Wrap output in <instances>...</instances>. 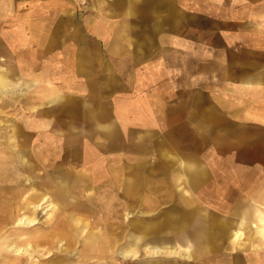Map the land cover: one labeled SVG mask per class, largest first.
I'll list each match as a JSON object with an SVG mask.
<instances>
[{"label":"crops","instance_id":"obj_1","mask_svg":"<svg viewBox=\"0 0 264 264\" xmlns=\"http://www.w3.org/2000/svg\"><path fill=\"white\" fill-rule=\"evenodd\" d=\"M85 2L89 3L90 0H9L10 6L14 5V14L27 13L21 7L28 5V9L34 12L31 14L32 20L57 23L41 24V27L36 29L33 27L27 34V44L19 45L18 49H15V45H9L8 50L76 54L77 56L69 62V69L73 71L69 78L73 79L76 76L77 83L71 90L78 93L90 90V80L84 68L88 63L85 54L94 51L90 48L91 37L101 36L99 33H91L89 13L68 9V6H83ZM95 2L97 5L112 6L110 9L113 11L122 4L128 6V14H125L124 21L172 22L163 23L159 28L142 33L131 29L129 34L122 33V24L119 26L114 24V46L121 48L118 49L120 53L128 52L130 68L129 76L128 67L124 73L121 68L117 72L116 67L113 72L114 124L119 129L125 126L130 132L135 130L138 132L141 142L137 144V155L141 158L149 154V151L145 150L150 147L147 145L149 141H143L142 138L147 139L159 133L169 132L171 125L182 127L176 129L177 132L211 134L209 144L205 145L209 150L208 161L201 157L187 159L184 147L180 150V146L176 148L168 142L158 143L159 150L155 153V161L161 162L162 165L157 173L160 176L156 174V178L164 181L185 180L186 174L193 173L195 180L209 181L208 195L194 190V197L200 204L193 211L220 214L222 223L219 229L218 221L214 222L211 215L210 242L212 243L214 239L217 241L218 236H221L226 246V264H264V0H95ZM142 3L147 6V13L144 16L137 13L138 6ZM112 14L115 21L116 18L122 20L120 14L118 17L116 12ZM187 21L194 22L192 29L185 28ZM202 21H209V24L203 27ZM105 26L102 25V28L98 29L105 31L107 30L104 29ZM123 36L130 37L126 38L125 45ZM95 45L97 51L100 45ZM123 46L126 48L122 50ZM170 54H176L177 63L171 60ZM18 83L10 84L5 73L0 71V93H12V87ZM100 107L96 115L101 114ZM13 132L19 134L15 147L18 150L17 163L23 169L16 178L18 181H27L28 184L24 183V187L16 194L8 185L1 187L3 198L1 212L12 214L10 206L16 201H12L11 198L15 196L19 197L18 206L35 204L38 197L36 190L41 191L43 197L51 194L58 200V196H63L61 202L74 212L71 194L74 189H81L84 176L71 173L72 171L63 164L58 165L50 173L43 170L33 159H40L42 152L28 154L27 138L22 136L23 130L15 127ZM73 150L72 147L70 154L74 153ZM93 163L97 164L98 159ZM190 165L193 169L189 168ZM37 166L42 169L40 173H35ZM3 167L4 181L1 184H8L12 179L9 174V163L4 161ZM175 174L177 176H174ZM32 177L33 179H30ZM231 181H241L242 184L236 187V190L227 184ZM44 182H48L50 187L48 184L44 185ZM51 187L54 188L50 190ZM44 188L45 190L49 188L50 193H45ZM98 197L83 196L82 201L89 207L81 211L85 212L86 216L91 215V220H98L101 223L104 208L101 198ZM112 205L109 210V216L114 217L115 221L114 228L109 227L112 233L107 232L108 227L105 228L104 225L102 227L104 231H89L90 228L88 229L83 222L80 229L71 222L73 213L66 212L64 218L57 224L46 227L41 239L27 237L18 231L17 242L24 247L29 244L34 248L42 245L48 250V246L54 245L56 239L60 240L61 244L46 255L49 259H59L61 263V260H65L67 264L99 261L106 257L102 256L100 251L98 254L90 255L86 250L81 256L85 257L79 259L80 263L77 262L79 255L75 260L69 253L75 244H81V254L90 245L88 243H91V240H98L99 237L104 241L114 238L116 246L121 242L115 233L119 228L116 222L119 214L115 204ZM97 212L101 215L98 216ZM150 226L148 223L128 225L129 257L135 256L139 250L186 257L193 254L192 250L180 244L184 238V231L179 229V221L173 226L176 232L169 237L159 236L155 239ZM55 227L59 228L58 231L54 230ZM95 227L91 221V228ZM197 242L196 240L194 244L195 250L196 246L200 245ZM65 245L69 247L68 250L58 251V248ZM34 251L28 250V254ZM118 259L119 256L115 264H118ZM144 260L146 264H167L165 260L152 261L145 257Z\"/></svg>","mask_w":264,"mask_h":264},{"label":"rangeland","instance_id":"obj_2","mask_svg":"<svg viewBox=\"0 0 264 264\" xmlns=\"http://www.w3.org/2000/svg\"><path fill=\"white\" fill-rule=\"evenodd\" d=\"M83 6H68V9L89 13L91 33H99L101 36L91 37L90 48L94 51L85 54L88 63L84 68L90 80V90L78 93L71 90L77 83L76 76L73 79L69 78L73 72L69 69V62L77 56L76 54L8 50L9 45H15V49H18L19 45L27 44V34L33 30V27L36 29L40 28L41 24H56L57 21L32 20L31 14L34 12L28 9V5L21 7L27 13L14 14V5L10 6L9 0H0V71L5 73L10 84L19 82L17 86L11 88L12 93H0V156L3 158V160L0 158V166H3L4 161L8 162L9 174L12 176L8 184H1L4 180L0 181V213L3 199L1 187L8 185L9 189L14 190L13 193L16 194L24 187V183L28 184L27 181H18L16 178L23 169L17 163L18 150L15 145L19 134L13 132L15 127L22 129V136L27 138L28 154L42 152L40 159H33L43 170L50 173L58 165L63 164L72 171L71 173L84 176L85 179L80 190L72 191L74 212L67 209L61 202L63 196H58V200L51 194L43 197L39 190H36L37 202L26 207L18 206V196L12 197V201H16L10 206L13 219L0 223V264H6L9 260L15 261L17 256H21L17 264H67L65 260H61V263L59 259L52 260L46 256L60 244L61 241L56 239H54L56 243L49 246L48 250L40 245L35 247L32 254L28 252L17 254V249L24 248L17 242L18 231L27 237L41 239L46 227L57 224L64 218L66 212L73 213L71 222L80 229L83 222V224L86 223L87 226L84 225L87 228H90H88L89 231H104L103 225L110 230V226L113 228L115 226L114 217L109 216L112 203L115 204L119 214L116 219L119 228L115 230L121 241L116 249V256H119L118 264H146L144 257L152 261L165 260L167 264H226V246L221 236H218L217 241L214 239L212 243L210 242L211 215L214 222L218 221L219 229L222 223L220 214L193 211L200 204L194 197V190L197 189L199 192L202 191V194L208 195L210 182L195 180L193 173L186 174L185 180L164 181L156 178L162 165L161 162L155 161V153L159 150L157 149L158 143L168 142L176 148L180 146V150L184 147L183 151L187 159L194 160V158L201 157L208 161L209 150L205 148V145L209 144L211 134L177 132L176 129L182 127L171 125L169 132L159 133L147 139L142 138L143 141H149L147 145L150 147L145 150L149 151V154L141 158L137 155V144L141 142L138 132L136 130L130 132L125 126L120 128V131L119 127L114 124L112 114L113 72L116 67L117 72L121 68L124 73L128 67L127 76H129L130 69L128 52L120 53L118 49L121 48L114 46V24L116 23L117 26L122 24V33L129 34L131 29L142 33L159 28L163 23L171 24L172 22L124 21L125 14H128V6L124 4L118 6L116 11L111 10L112 6L109 5H97L95 0L85 2ZM146 7L145 3L140 4L137 13L144 16L147 13ZM113 12H116V17L120 14L119 17H122V20L119 21L116 18L115 21L112 18ZM208 24L209 21H202L203 27ZM102 25H106L104 29L107 30L98 29L102 28ZM193 25V21L185 22L186 29H192ZM126 38L124 36L122 38L123 45L126 43ZM95 44L100 45L97 51ZM125 48L123 46L122 50ZM170 56L171 60L177 63L176 54H170ZM99 106H101V114L96 115L97 112L99 113ZM72 147L74 153L70 154ZM97 159L99 164H94V160ZM189 168L193 169V166L190 165ZM41 170L37 166L35 173H40ZM157 176L160 175L157 174ZM172 176L171 174L170 177ZM47 184L50 187L48 182H44V185ZM227 184L237 190L236 187H240L242 182L231 181ZM53 188L51 187L50 190ZM48 189L44 188L45 193ZM82 195H96L101 198L104 212L102 215L97 212L98 216L101 215V223L98 220H91V215L86 216L85 212L81 211L89 207L82 201ZM22 215L34 217L37 222L33 225L25 224V226L18 224L17 221ZM91 221L96 225L95 228H91ZM176 221H179V229L184 231V238L180 244L192 250L193 256L162 255L139 250L135 256L129 257L128 225L130 223L137 225L148 223L156 239L159 236H172L176 232L173 228ZM58 229L55 227L54 230L58 231ZM194 238L200 244L196 246V250L194 249L196 241ZM112 247L113 245L109 248ZM81 248V244H75L69 255L76 260ZM64 251L61 250V252ZM111 260L105 257L97 263L88 261L84 264H109ZM77 262L80 263V260Z\"/></svg>","mask_w":264,"mask_h":264},{"label":"bare ground","instance_id":"obj_3","mask_svg":"<svg viewBox=\"0 0 264 264\" xmlns=\"http://www.w3.org/2000/svg\"><path fill=\"white\" fill-rule=\"evenodd\" d=\"M0 158L3 160V158L0 156ZM1 160V161H2ZM3 164V163H2ZM4 170H5V167L3 166H0V181H3L4 179H2V175L4 174ZM2 179V180H1ZM41 204V203H40ZM20 206V205H19ZM13 219V215L11 214H8V213H5V212H1L0 213V223L2 224L3 222H7V220H12ZM37 221L34 217H29V216H26V215H22L19 220L17 221L18 224H35ZM111 229V228H109ZM107 232L109 233H112L111 230H108ZM17 233V232H16ZM19 234L17 233V236ZM73 236H75V232L73 233ZM79 241V240H78ZM116 242V240L114 238H111L107 241H104L101 237H99L98 240H91V243H88L90 244L81 254H79V257H78V260L79 259H82L84 258L85 256L81 257L82 255L85 254V251L87 250V253L90 254V255H95V254H98V252L100 251L102 256H106L107 258H111V264H115L116 260H117V256L114 254V251L115 249L117 248L116 245H114V243ZM61 244V243H60ZM111 245H113L112 248H109ZM49 247V246H48ZM69 247L67 245H65L64 247L61 246L60 248H58V251L61 252V250H68ZM28 250H35L34 246L33 245H26L24 248H19L17 249L16 253L19 254V253H23V251L26 253L28 252ZM158 250V249H157ZM156 250V251H157ZM66 254V253H64ZM66 256V255H65ZM17 259L15 261H8L6 262V264H17V262L19 261V259L21 258V256H17L16 257ZM76 258V257H75ZM96 263L99 262V261H95ZM77 264V263H76Z\"/></svg>","mask_w":264,"mask_h":264}]
</instances>
